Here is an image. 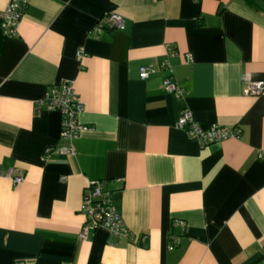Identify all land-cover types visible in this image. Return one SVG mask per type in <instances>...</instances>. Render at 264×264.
<instances>
[{"label":"crops","instance_id":"1","mask_svg":"<svg viewBox=\"0 0 264 264\" xmlns=\"http://www.w3.org/2000/svg\"><path fill=\"white\" fill-rule=\"evenodd\" d=\"M109 11L125 28L89 35ZM5 39L0 264H264V88L243 92L264 80V0H29ZM162 62L183 97L162 87ZM142 65L154 73L141 81ZM62 80L87 130L73 154L45 157L60 116L40 99ZM184 109L203 130L241 134L200 146L176 124ZM10 168L23 183L3 176ZM102 179L129 236L99 228L82 240V196Z\"/></svg>","mask_w":264,"mask_h":264},{"label":"built area","instance_id":"2","mask_svg":"<svg viewBox=\"0 0 264 264\" xmlns=\"http://www.w3.org/2000/svg\"><path fill=\"white\" fill-rule=\"evenodd\" d=\"M29 0H9L5 10L0 12V26L3 36L8 38L18 34L19 24L22 21L25 10L28 9ZM121 13L109 11L101 19H98L95 27L89 32V35L96 38L103 30L121 31L125 28ZM82 52L77 53V57H81ZM188 56V55H187ZM188 60L192 61V57L188 56ZM167 62L161 63V68L167 72L168 76L162 79V87L171 95L183 97L184 90L180 88L176 82H172V69ZM139 79L146 80L150 74L154 73L151 65H142L138 69ZM264 88V80L248 81L243 89L245 95L258 96ZM74 86L71 81L62 80L58 84L48 85V89L44 96L40 99L41 107L45 111L56 112L60 116V145L56 148L50 147L45 151V157L55 151L61 155L73 154V141L78 137L79 133L87 130L85 126L78 122L79 115L83 112V104L75 96ZM188 109H184L180 116L177 117V126L179 130L185 132L187 137L196 140L200 146H208L213 142H221L226 139H238L241 130L237 128L220 127L213 124L210 128L203 130L192 118ZM261 157L264 155L261 154ZM23 171L10 168L3 176L11 180L13 183L21 184L26 176ZM64 179V178H61ZM104 179L89 181L87 188L82 196V204L79 208L81 214L85 217L83 226L81 227L78 237L82 240L88 239V234L99 228L106 229L107 233L115 237L129 236V230L122 222L117 210L114 209L112 192L106 187ZM179 224L185 228V223L179 221ZM178 241V240H177ZM170 250L172 246H169ZM15 264H25L18 260Z\"/></svg>","mask_w":264,"mask_h":264},{"label":"trees","instance_id":"3","mask_svg":"<svg viewBox=\"0 0 264 264\" xmlns=\"http://www.w3.org/2000/svg\"><path fill=\"white\" fill-rule=\"evenodd\" d=\"M0 23H1V21H0ZM5 40L6 39L3 36L2 29H1V26H0V49L3 48V45H4Z\"/></svg>","mask_w":264,"mask_h":264}]
</instances>
